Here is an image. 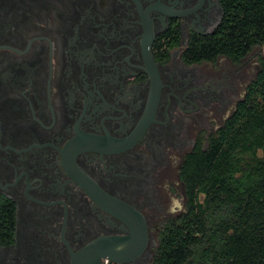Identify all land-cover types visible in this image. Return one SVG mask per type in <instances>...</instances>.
<instances>
[{"label":"flooded vegetation","instance_id":"af4514ba","mask_svg":"<svg viewBox=\"0 0 264 264\" xmlns=\"http://www.w3.org/2000/svg\"><path fill=\"white\" fill-rule=\"evenodd\" d=\"M225 13L223 0H0V264H77L143 225L146 247L122 264L154 263L187 207L188 155L260 69L250 53L202 57Z\"/></svg>","mask_w":264,"mask_h":264},{"label":"trees","instance_id":"16d2710c","mask_svg":"<svg viewBox=\"0 0 264 264\" xmlns=\"http://www.w3.org/2000/svg\"><path fill=\"white\" fill-rule=\"evenodd\" d=\"M223 1L225 17L202 45V57L240 60L264 46V0ZM258 62L245 101L206 149L188 155L182 169L187 207L164 230L153 264H264L263 53ZM225 209L223 218L219 211ZM214 210L221 215L218 222Z\"/></svg>","mask_w":264,"mask_h":264},{"label":"water","instance_id":"95a60500","mask_svg":"<svg viewBox=\"0 0 264 264\" xmlns=\"http://www.w3.org/2000/svg\"><path fill=\"white\" fill-rule=\"evenodd\" d=\"M146 241L144 225L143 228H135L134 234L130 237L101 236L80 252L82 258L77 264H90L92 257L101 252L111 262L122 264L139 255L146 247Z\"/></svg>","mask_w":264,"mask_h":264},{"label":"rangeland","instance_id":"374dc122","mask_svg":"<svg viewBox=\"0 0 264 264\" xmlns=\"http://www.w3.org/2000/svg\"><path fill=\"white\" fill-rule=\"evenodd\" d=\"M260 53H263L264 54V46L262 47H256L251 53H250V62H249V67H252V66H256L257 63H258V57H259V54ZM251 73V72H250ZM253 77V74L252 76ZM222 215L223 218L227 217V210L225 209V213H224V210H221L219 211ZM214 215V218H215V222L217 221L218 222V218L221 216L218 211H213L212 212V216ZM198 259V255L196 256V260ZM207 264H211V263H207Z\"/></svg>","mask_w":264,"mask_h":264},{"label":"clouds","instance_id":"9594fccd","mask_svg":"<svg viewBox=\"0 0 264 264\" xmlns=\"http://www.w3.org/2000/svg\"><path fill=\"white\" fill-rule=\"evenodd\" d=\"M170 211H176V209L175 208H172V207H170V209H169Z\"/></svg>","mask_w":264,"mask_h":264},{"label":"built area","instance_id":"2783aa9c","mask_svg":"<svg viewBox=\"0 0 264 264\" xmlns=\"http://www.w3.org/2000/svg\"><path fill=\"white\" fill-rule=\"evenodd\" d=\"M106 262H108V259H106Z\"/></svg>","mask_w":264,"mask_h":264}]
</instances>
